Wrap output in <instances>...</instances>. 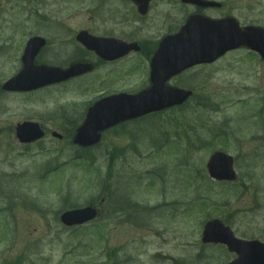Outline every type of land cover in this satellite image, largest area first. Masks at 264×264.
<instances>
[{
    "label": "rangeland",
    "instance_id": "obj_1",
    "mask_svg": "<svg viewBox=\"0 0 264 264\" xmlns=\"http://www.w3.org/2000/svg\"><path fill=\"white\" fill-rule=\"evenodd\" d=\"M2 1L0 264H227L234 254L200 241L201 223L211 218L222 220L236 238L264 241V59L238 49L188 70L171 81L192 89L187 104L122 123L84 150L71 135L88 104L143 87L146 52L102 62L47 89L1 91L21 67L26 38L46 39L38 59L48 65L95 62L75 41L79 31L153 48L194 9L157 0L141 18L128 5L99 0ZM222 2L224 8L201 13L264 27V0ZM26 6L31 13H24ZM25 120L43 126L42 140L18 143L14 126ZM216 150L235 159L238 178L232 183L207 174L204 165ZM102 198L100 215L87 225L68 230L59 221L67 206Z\"/></svg>",
    "mask_w": 264,
    "mask_h": 264
},
{
    "label": "water",
    "instance_id": "obj_2",
    "mask_svg": "<svg viewBox=\"0 0 264 264\" xmlns=\"http://www.w3.org/2000/svg\"><path fill=\"white\" fill-rule=\"evenodd\" d=\"M191 3L202 5H212L210 2H200L199 0H185ZM239 24L234 18L221 20H210L203 16H191L181 30L173 36H167L160 43V48L152 60L154 69L153 87L137 96L130 98L112 111L113 104L119 98L102 100L96 103L90 110L85 124L81 127L76 136L79 143L87 145L95 143L99 136L97 131L105 128L123 115H140L151 110L163 109L173 105L183 103L189 93L180 89L167 87L164 79L185 68L201 63L215 60L220 52L232 49L240 45H245L257 51L264 58V29L253 26L246 28L238 27ZM77 39L84 43L87 48H99L104 54H108V46L100 45L109 42L103 39H95L86 33H79ZM35 40L32 39L31 42ZM114 51H119V47L111 43ZM126 52V51H122ZM106 56L107 55H104ZM89 70L86 64H72L66 71L60 69L30 70L24 71L20 75L10 79L4 88L10 90H27L37 87L43 83L54 82L82 74ZM16 135L20 142H30L40 138L43 133L34 123H23L17 126ZM210 175L217 180H233L235 175L232 171V159L218 153L212 156L208 163ZM96 216V210L92 207L74 209L64 212L60 219L66 225L81 224ZM202 241L223 243L230 251L237 254L236 260L229 264H264V243L258 241H244L235 238L229 228H225L218 220H212L205 224L202 234Z\"/></svg>",
    "mask_w": 264,
    "mask_h": 264
},
{
    "label": "flooded vegetation",
    "instance_id": "obj_3",
    "mask_svg": "<svg viewBox=\"0 0 264 264\" xmlns=\"http://www.w3.org/2000/svg\"><path fill=\"white\" fill-rule=\"evenodd\" d=\"M143 0H99V2H103V3H117V4H124V5H128L130 7V9H132L131 11H135V12H138L139 10V5H140V2H142ZM158 1H162V0H158ZM204 1V0H203ZM218 1V0H216ZM223 1V0H222ZM219 0V2L221 3L220 6H217V7H210V8H202V7H197V6H190V5H184L181 3L180 0H176L177 4H180V5H184V6H188L192 9H194V12L196 10V12H200L201 11H206V10H220L222 8H224V2H222ZM157 2V0H148V4H147V14L148 12L150 11V9L152 8V6ZM2 6H3V1L0 0V10L2 9ZM28 6L29 8L31 9V5L28 3ZM226 6V5H225ZM27 6L24 8V10H27L29 9ZM32 11V10H31ZM34 12V10H33ZM203 13V12H202ZM143 15L142 17L145 18L146 15ZM38 16V15H37ZM41 17V16H39ZM125 38V37H124ZM126 43L130 44L132 42H136L137 43V46H138V50L137 51H134V53H139L140 55L143 53V52H146L145 54V58L149 60V58L151 57V55L154 53L156 47H157V44L155 46V43H153V48L150 47V45L148 43H144V42H138V41H135V40H127V39H123ZM157 43H158V40H157ZM126 56H122L121 58L119 59H116V60H113L111 62H116V61H123V59L125 58ZM102 60L100 59H97L96 60V64H100ZM107 63V62H106ZM102 64V63H101Z\"/></svg>",
    "mask_w": 264,
    "mask_h": 264
},
{
    "label": "trees",
    "instance_id": "obj_4",
    "mask_svg": "<svg viewBox=\"0 0 264 264\" xmlns=\"http://www.w3.org/2000/svg\"><path fill=\"white\" fill-rule=\"evenodd\" d=\"M69 207V206H68Z\"/></svg>",
    "mask_w": 264,
    "mask_h": 264
}]
</instances>
